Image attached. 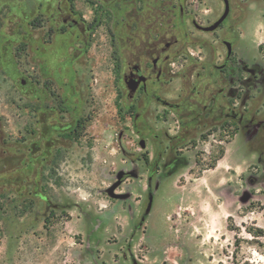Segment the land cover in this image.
I'll use <instances>...</instances> for the list:
<instances>
[{
    "label": "rangeland",
    "instance_id": "rangeland-1",
    "mask_svg": "<svg viewBox=\"0 0 264 264\" xmlns=\"http://www.w3.org/2000/svg\"><path fill=\"white\" fill-rule=\"evenodd\" d=\"M230 1L237 56L264 66V0ZM58 2L0 0V264H264V234L253 233L264 231V132L226 121L149 166L162 132L176 129L170 111L128 109L108 17L88 35L58 34ZM92 2L74 1L85 22ZM204 8L210 20L223 5ZM182 85L171 79L161 96L174 100ZM247 96L264 119L262 91ZM76 118L75 135L61 130Z\"/></svg>",
    "mask_w": 264,
    "mask_h": 264
},
{
    "label": "flooded vegetation",
    "instance_id": "flooded-vegetation-1",
    "mask_svg": "<svg viewBox=\"0 0 264 264\" xmlns=\"http://www.w3.org/2000/svg\"><path fill=\"white\" fill-rule=\"evenodd\" d=\"M74 1L59 0L56 17L52 15L57 22L54 31L88 35L100 26L105 14L112 49L122 57L127 108L156 102L171 113L168 125L176 129L162 132V140L157 142L158 158L152 160L153 165L144 160L149 166L159 167L161 152L182 150L194 134L204 130L218 133L226 121H232L233 129H243L248 137L264 132V119L256 118L259 111L251 112L245 104L250 88H258L264 96V66L247 64L237 56L239 24L232 20L230 0L227 16L212 30L204 28L223 13V0L222 12L210 20L214 10L204 8L207 0H92L88 22L74 8ZM177 57L182 63L176 72ZM173 78L181 79L183 85L177 97L168 100L161 91ZM129 84H135L133 91ZM178 162L175 155L169 161Z\"/></svg>",
    "mask_w": 264,
    "mask_h": 264
},
{
    "label": "water",
    "instance_id": "water-1",
    "mask_svg": "<svg viewBox=\"0 0 264 264\" xmlns=\"http://www.w3.org/2000/svg\"><path fill=\"white\" fill-rule=\"evenodd\" d=\"M224 1V11L223 13L220 15V17L215 21L213 22L211 25L205 27L204 29H207V30H212L214 28H216L218 26V24L227 16L228 14V11H229V1L228 0H223ZM21 83H24V80H21ZM136 83V82H135ZM130 90L133 91L135 89V84L132 85V84H129L128 85ZM139 144L142 148L145 147V143H144V140L143 139H140L139 140ZM124 176V172L123 171H120L117 175V180L111 184L108 188H107V193L109 194V196H111L112 198H119V197H122V194H118L115 192V189L117 188V186L120 184L121 180H122V177ZM150 176L148 177V180H150ZM149 201H148V204L146 206V209H145V213L147 214L151 208V202H152V195L149 194Z\"/></svg>",
    "mask_w": 264,
    "mask_h": 264
},
{
    "label": "trees",
    "instance_id": "trees-1",
    "mask_svg": "<svg viewBox=\"0 0 264 264\" xmlns=\"http://www.w3.org/2000/svg\"><path fill=\"white\" fill-rule=\"evenodd\" d=\"M79 120L80 119H78V118L74 119V123L72 125H65L61 128V130L65 131V132H71L72 134L75 135L77 127L79 126V122H80ZM50 130H52V131L55 130V127L50 126ZM145 161H147V157L145 158ZM154 161H151V165H153ZM253 233H256L257 236H262L264 234V231L262 228H258V230L256 232H253Z\"/></svg>",
    "mask_w": 264,
    "mask_h": 264
}]
</instances>
